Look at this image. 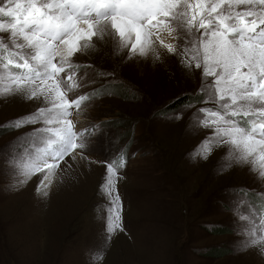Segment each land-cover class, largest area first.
<instances>
[{
    "label": "rangeland",
    "instance_id": "374dc122",
    "mask_svg": "<svg viewBox=\"0 0 264 264\" xmlns=\"http://www.w3.org/2000/svg\"><path fill=\"white\" fill-rule=\"evenodd\" d=\"M93 44L72 57L82 86L69 99L92 95L71 119L77 132L95 131L59 163L46 194L43 172L25 179L13 163L17 141L43 125L0 129V264H264V245L243 247L238 214L246 208L240 190L264 193V179L251 163L222 171L226 144L207 159L192 155L213 134L193 119L215 107L200 102L202 69L159 45L129 56L109 36ZM43 106L0 97V125ZM120 153L121 230L109 239L101 184Z\"/></svg>",
    "mask_w": 264,
    "mask_h": 264
},
{
    "label": "snow or ice",
    "instance_id": "6c2138e0",
    "mask_svg": "<svg viewBox=\"0 0 264 264\" xmlns=\"http://www.w3.org/2000/svg\"><path fill=\"white\" fill-rule=\"evenodd\" d=\"M105 36L129 56L155 54L159 45L180 55L186 66L202 69L200 102L215 107L199 109L193 119L213 134L192 155L207 159L226 144L222 171L251 163V171L264 179V0H0V97L44 102L35 112L0 125L7 131L43 125L17 141L13 163L20 175L27 179L43 172L38 188L46 194L59 163L86 146L95 128L77 132L71 117L92 95L69 99L82 86L77 80L82 66L72 57ZM118 155L107 164L101 184L109 199V239L121 230L115 183L126 159ZM240 193L246 205L238 213L245 221L243 247L262 246L264 193ZM93 259L102 260L103 253Z\"/></svg>",
    "mask_w": 264,
    "mask_h": 264
},
{
    "label": "bare ground",
    "instance_id": "6f19581e",
    "mask_svg": "<svg viewBox=\"0 0 264 264\" xmlns=\"http://www.w3.org/2000/svg\"><path fill=\"white\" fill-rule=\"evenodd\" d=\"M164 39H165V42H166V43H167V42H170L169 39H168L166 36L164 37Z\"/></svg>",
    "mask_w": 264,
    "mask_h": 264
}]
</instances>
